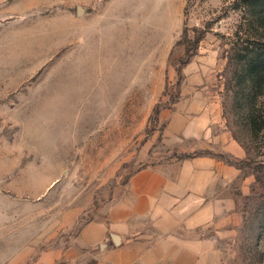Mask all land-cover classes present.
Wrapping results in <instances>:
<instances>
[{
  "label": "rangeland",
  "instance_id": "rangeland-1",
  "mask_svg": "<svg viewBox=\"0 0 264 264\" xmlns=\"http://www.w3.org/2000/svg\"><path fill=\"white\" fill-rule=\"evenodd\" d=\"M254 17L241 0H0V264H48L134 174L197 157L229 179L231 264H264V130L234 75L264 40Z\"/></svg>",
  "mask_w": 264,
  "mask_h": 264
},
{
  "label": "crops",
  "instance_id": "crops-1",
  "mask_svg": "<svg viewBox=\"0 0 264 264\" xmlns=\"http://www.w3.org/2000/svg\"><path fill=\"white\" fill-rule=\"evenodd\" d=\"M189 125L185 137L194 136ZM198 162L210 168L197 172ZM212 164L209 157L188 158L134 174L109 218L63 241L48 264H231L234 200L228 176L215 175Z\"/></svg>",
  "mask_w": 264,
  "mask_h": 264
},
{
  "label": "trees",
  "instance_id": "trees-1",
  "mask_svg": "<svg viewBox=\"0 0 264 264\" xmlns=\"http://www.w3.org/2000/svg\"><path fill=\"white\" fill-rule=\"evenodd\" d=\"M241 1L242 8L250 15H255L254 18L258 21L255 26L264 31V0ZM261 39L262 42L258 44L246 42L240 49L241 52L237 55L240 62L234 74L238 78V86H246L241 92L254 138L264 130V40L262 37Z\"/></svg>",
  "mask_w": 264,
  "mask_h": 264
},
{
  "label": "water",
  "instance_id": "water-1",
  "mask_svg": "<svg viewBox=\"0 0 264 264\" xmlns=\"http://www.w3.org/2000/svg\"><path fill=\"white\" fill-rule=\"evenodd\" d=\"M78 12H80V10L78 9Z\"/></svg>",
  "mask_w": 264,
  "mask_h": 264
},
{
  "label": "bare ground",
  "instance_id": "bare-ground-1",
  "mask_svg": "<svg viewBox=\"0 0 264 264\" xmlns=\"http://www.w3.org/2000/svg\"><path fill=\"white\" fill-rule=\"evenodd\" d=\"M52 185H53V184H52ZM52 185H51V186H52Z\"/></svg>",
  "mask_w": 264,
  "mask_h": 264
}]
</instances>
